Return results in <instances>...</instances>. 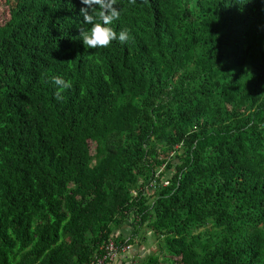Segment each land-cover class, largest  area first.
I'll use <instances>...</instances> for the list:
<instances>
[{
    "label": "trees",
    "instance_id": "1",
    "mask_svg": "<svg viewBox=\"0 0 264 264\" xmlns=\"http://www.w3.org/2000/svg\"><path fill=\"white\" fill-rule=\"evenodd\" d=\"M4 1L0 264H90L130 218L137 264H264V0H117L96 49L98 5Z\"/></svg>",
    "mask_w": 264,
    "mask_h": 264
},
{
    "label": "clouds",
    "instance_id": "2",
    "mask_svg": "<svg viewBox=\"0 0 264 264\" xmlns=\"http://www.w3.org/2000/svg\"><path fill=\"white\" fill-rule=\"evenodd\" d=\"M135 2L136 0H129L130 4H135ZM80 3L87 5L89 7H91L92 5L99 6V10L93 9L91 14H89V11L86 8L80 9V14L83 17L84 23L90 25V27L87 30L79 31L80 33L79 36L81 37V41L83 42V45H86L88 48L91 49L107 48L114 40H118L120 43H125L130 39V33L128 29L126 28L121 29L119 33H117L112 27H110V25L114 21L120 19L121 12L117 7H115V5L117 4V0H80ZM51 81L57 86V90L55 92V96L57 99H61L62 98L61 93L64 90L71 87V83L66 82L60 76H52ZM157 183H159V181ZM144 186L142 183H140L137 188L131 190V196L134 198V200H136V202L139 193H141L143 196L149 197L147 192L141 189V187ZM133 192H135L136 195H134ZM133 219L134 218H130L128 220V223H131ZM120 235L122 236V239L120 241L116 240L117 237H119ZM132 237L133 235L132 233H130V230L124 227L120 230L114 231L112 233V236H110L108 239L102 242L100 247L103 246V244L108 240L114 241V243L117 245H123L126 242V244L130 247L129 252L127 253L126 260H122L123 256H120L119 258L116 259V261L108 264L115 263L118 260L124 261L125 262L124 264H129V262L131 261L134 262V264H137L138 260L146 255L145 254L143 256H140L138 254H134L133 256L132 246L134 245V243L133 245L130 244V240L132 239ZM136 238L137 237L133 238L134 242ZM98 252L99 253L95 257L101 254L100 250H98Z\"/></svg>",
    "mask_w": 264,
    "mask_h": 264
},
{
    "label": "built area",
    "instance_id": "3",
    "mask_svg": "<svg viewBox=\"0 0 264 264\" xmlns=\"http://www.w3.org/2000/svg\"><path fill=\"white\" fill-rule=\"evenodd\" d=\"M157 184L159 185V183L155 181H150L148 185L141 187V189H143L145 192L151 193ZM166 185L167 181H163L160 184V187H165ZM133 194L136 195L135 192H133ZM129 249L130 247L126 244V242L123 245H117L114 243V241L108 240L103 244V246L100 247L99 250L101 254L95 257L91 264H108L116 261V259L120 256H123L122 260H126ZM129 264H134V262L131 261Z\"/></svg>",
    "mask_w": 264,
    "mask_h": 264
},
{
    "label": "rangeland",
    "instance_id": "4",
    "mask_svg": "<svg viewBox=\"0 0 264 264\" xmlns=\"http://www.w3.org/2000/svg\"><path fill=\"white\" fill-rule=\"evenodd\" d=\"M4 0H0V18L3 19L8 18L10 15L6 11V9L2 6L4 4ZM127 229L130 230V233H133V226L129 223L126 225ZM138 237L136 238L134 245L132 246L133 256L134 254H138L140 256L147 255L149 253H153L159 250V241L155 236L146 228L144 225L139 229Z\"/></svg>",
    "mask_w": 264,
    "mask_h": 264
},
{
    "label": "crops",
    "instance_id": "5",
    "mask_svg": "<svg viewBox=\"0 0 264 264\" xmlns=\"http://www.w3.org/2000/svg\"><path fill=\"white\" fill-rule=\"evenodd\" d=\"M124 263H125L124 261L118 260L117 262L112 263V264H124Z\"/></svg>",
    "mask_w": 264,
    "mask_h": 264
}]
</instances>
